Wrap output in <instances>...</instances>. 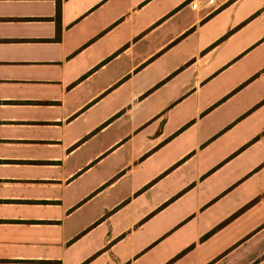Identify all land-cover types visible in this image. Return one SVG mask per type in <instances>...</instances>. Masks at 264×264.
Wrapping results in <instances>:
<instances>
[{
    "label": "crops",
    "instance_id": "crops-1",
    "mask_svg": "<svg viewBox=\"0 0 264 264\" xmlns=\"http://www.w3.org/2000/svg\"><path fill=\"white\" fill-rule=\"evenodd\" d=\"M0 0V264H264V0Z\"/></svg>",
    "mask_w": 264,
    "mask_h": 264
},
{
    "label": "built area",
    "instance_id": "built-area-1",
    "mask_svg": "<svg viewBox=\"0 0 264 264\" xmlns=\"http://www.w3.org/2000/svg\"><path fill=\"white\" fill-rule=\"evenodd\" d=\"M215 0H189V5L193 9H198L201 7L202 4H213Z\"/></svg>",
    "mask_w": 264,
    "mask_h": 264
}]
</instances>
